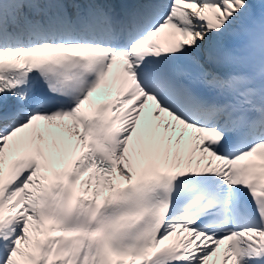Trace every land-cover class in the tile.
I'll return each mask as SVG.
<instances>
[{"label":"snow or ice","instance_id":"6c2138e0","mask_svg":"<svg viewBox=\"0 0 264 264\" xmlns=\"http://www.w3.org/2000/svg\"><path fill=\"white\" fill-rule=\"evenodd\" d=\"M0 264H264V0H0Z\"/></svg>","mask_w":264,"mask_h":264}]
</instances>
